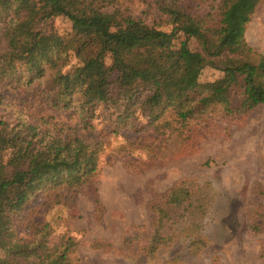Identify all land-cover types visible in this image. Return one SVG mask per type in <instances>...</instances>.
Segmentation results:
<instances>
[{
	"label": "trees",
	"instance_id": "1",
	"mask_svg": "<svg viewBox=\"0 0 264 264\" xmlns=\"http://www.w3.org/2000/svg\"><path fill=\"white\" fill-rule=\"evenodd\" d=\"M209 1L153 0L166 18L149 26L123 12L121 0H0V108L13 115H0V264H74L73 238L52 244L50 227L39 223L29 240H16L12 227L29 202L65 206L98 175L104 145L85 137L96 109L114 119V134L136 133L140 117V130L153 128L158 138L178 136L191 118L230 104L233 91L242 107L264 105V55L244 39L261 0H221L216 22L205 11ZM56 17L71 30L47 36L43 25ZM42 37L63 46L60 58L42 48ZM192 39L200 50L190 48ZM69 54L77 63L62 72ZM207 65L222 77L201 84ZM31 84L51 109H72L84 134L10 104L8 91Z\"/></svg>",
	"mask_w": 264,
	"mask_h": 264
},
{
	"label": "rangeland",
	"instance_id": "2",
	"mask_svg": "<svg viewBox=\"0 0 264 264\" xmlns=\"http://www.w3.org/2000/svg\"><path fill=\"white\" fill-rule=\"evenodd\" d=\"M121 3L123 12L149 26L165 17L153 0ZM220 3L212 0L205 7L215 22ZM43 29L47 36H63L71 23L56 17ZM244 39L264 55V0L251 15ZM41 46L56 58L63 53V46L47 37ZM189 46L200 50L194 39ZM67 60L62 72L77 63L73 54ZM221 77L207 65L198 80L205 84ZM41 94L38 84L7 92L10 104L31 116L52 117L84 134L72 109H51ZM0 115L13 120L8 107L0 108ZM112 120L96 109L93 129L85 132L104 145L98 175L65 206L50 207L51 200L38 198L29 202L12 227L16 240H29L34 225L43 223L50 227L52 244L73 238L76 245L68 256L74 264H264V105L242 107L233 91L230 104L213 105L191 118L178 136L167 131L158 138L153 128L140 130L143 118L134 121L138 131L128 138L125 130L112 132ZM252 224L260 229L253 232Z\"/></svg>",
	"mask_w": 264,
	"mask_h": 264
}]
</instances>
